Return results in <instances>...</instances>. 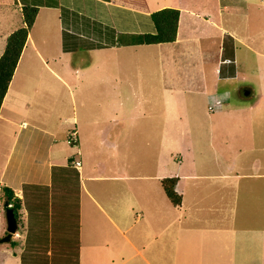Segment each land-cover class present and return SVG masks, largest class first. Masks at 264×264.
Instances as JSON below:
<instances>
[{"label":"crops","instance_id":"crops-1","mask_svg":"<svg viewBox=\"0 0 264 264\" xmlns=\"http://www.w3.org/2000/svg\"><path fill=\"white\" fill-rule=\"evenodd\" d=\"M161 1L0 0V54L7 35L23 23L22 6L32 5L37 7L35 18L0 106V143L6 138L9 141L7 152H4V148H0V154H5V159H2L3 162L0 163V197L3 191L1 185L5 184L10 186L21 199L22 206L18 210L20 221L17 219L19 228L17 227L16 231L18 234L19 231L21 232L23 239H15V244L18 243L21 248L18 253L19 256L25 244L30 219L39 220L37 222L42 221V225L39 227L47 229L50 234L52 229L50 225L51 218L56 216L58 217L56 228L58 227L61 235L64 233L65 237H67L69 233L73 234L74 230L77 229L79 241L77 259L78 264H82V249L84 247L82 207L86 203L90 208L87 211L91 212V226L89 231L85 233L87 240H89L90 250L97 248V242L108 241L107 232L109 229H115L124 235L136 221L142 219L139 233L144 235V239L141 236L142 241H144L150 239V237H162L163 232L169 229L173 220H176L177 224L168 231L169 237L166 236L158 242L159 248L164 249L167 245L172 244L177 253L174 263L203 264L204 249L209 248L210 252H212L210 259L213 264H264V227L259 228L257 224L255 225L256 211L252 210L260 207L257 203L262 201L255 200L253 205L247 207V209L251 208L250 217L243 219L245 221L243 224V217L240 214H236L235 211L236 208L240 209L239 192L242 190V187L235 185L238 177V174L235 173L242 169L238 167L237 163L234 164V167L230 166L228 162L221 164V162H225L221 159L225 156L222 150L219 153L217 150L214 152L213 160L218 162V166L208 172L198 167L194 173L183 175L181 172H175L164 175V177L177 176L175 187L181 193L182 198L178 207L168 204L163 206L164 210L162 212L157 206L159 202H163V199L156 198L159 193L156 195L155 190H153V194L147 193L150 191L149 186L153 189L154 185L146 186L145 182L151 177H160L161 180L163 176L156 172L157 170L154 174L138 168L123 171H104L106 169L104 167L99 170L100 161L93 165L90 162L89 167H85L82 160L76 155H81L82 149L86 145L88 150L91 149V146L88 145H94V150L101 152L111 151L112 148L116 152L117 147L118 152H120V145L115 146L110 140H107L105 127L101 131L96 128L92 129L93 125L88 127L87 134L81 132V137L76 129V140L70 142L67 132L71 131V127L77 124L76 118L73 116L69 119L70 116L62 114L66 99L60 95L62 91H70L69 93L73 94V90L71 88L67 90L39 88L40 90H37V81L41 79L43 68H46L50 74L55 75V79L62 82L63 85H70L57 69L50 66L52 60L54 62L56 60L52 57L48 59L49 55L46 53H49V51L58 52V63L63 67V64L69 63L67 53L71 52V48L75 49L78 45H85V50L100 56L83 62L85 66L80 68H73L72 70L67 68V71L64 70V72L73 73L74 76L71 77H74L75 83L79 84L80 87L81 84L85 85L82 79L86 81L88 87L80 89L83 92L82 95L95 97L92 102H88L86 99L84 107L80 110L85 112V116L90 119V122L95 123L97 122L96 117H100V114H96V112L99 111L102 114L104 110L111 106V110H115L119 117L117 124H121L117 132L118 141H130L126 137V134H128L126 126L128 117L122 115V111H126L124 105L126 103L124 99H119V96L124 93L121 86L124 83L127 85V82H123V80L129 81V75L132 76V73L128 71L129 69L126 70L125 62L119 56L124 54L126 48L143 51V45L170 43L147 44L132 42V40L137 37L138 33L154 30V25L150 18L151 11L164 6H173L179 8L180 13L176 39L172 42H180L184 38L202 40V38L204 39L202 35L206 38H219L218 46L222 57L217 60L215 70L211 76L213 82L208 84V77L205 78L206 88L202 92L209 102L208 105H212L211 108L221 110L226 112V114L233 110L241 109L243 106L233 107L229 105V102H227L229 101V96L227 97L228 93H226L229 83L232 82L229 80L234 79L236 76L235 47H237L236 43L238 38H240L235 30L227 27L225 24L226 18H223L224 15H230L228 13H232L230 12L232 10H226L228 9V6H225L226 3L221 4L217 0V18L215 19L209 15L202 16V12H199L198 9L203 0H190V4L184 2V0H163L162 3ZM211 8H214V6H205L203 12L209 11ZM207 30H213V32L206 35ZM227 32L231 34V38H227L228 36L225 35ZM68 36H73L74 38L70 40ZM224 37L228 42V44H225L226 47L224 46ZM69 41L76 42L71 45L70 43L67 44ZM229 46H231V49L227 50ZM110 48H115V51L120 54L117 58L114 57L115 60L112 63L110 62V57L104 54L106 49L109 50ZM193 48H190L192 54L194 52ZM171 55L173 56L172 50ZM178 63L175 58L174 64L176 67H179ZM25 65L26 68L20 72V67ZM193 65L192 61L188 64L191 70L195 69ZM87 66L93 67L91 73H88L87 69L89 67ZM197 68L200 69L199 67ZM18 72L23 76L19 78L20 81L15 86L13 85L14 79ZM115 80H118L119 83L117 82L116 85H113L112 83ZM99 84L101 87H96ZM80 87L77 89L79 90ZM118 87L119 89L115 90ZM242 87L239 86L236 89L240 91ZM244 87H248L250 90V94L248 93L247 96L256 95L253 86ZM190 88H194L191 83ZM135 91L133 90V93ZM261 92L264 93V91ZM72 94H70V98L73 100L74 95ZM110 94L112 96L115 94L116 98L113 97L111 100H107V97L111 96ZM36 95H52L54 97L53 104L57 105H54L51 111H54L56 114L53 116H58V118L60 114L63 115L62 121H60L63 125L60 128L56 127L54 122H48L47 118L51 117V114L48 113V104L40 110L41 112L36 113L37 115H34L35 113L31 111L32 104L47 103V100L44 99H39L40 101L35 102L33 98ZM115 103L117 104L114 105ZM253 108L252 106L249 108L252 116H257V112L263 111L262 107H260L261 109L258 107ZM74 110L75 108L73 112ZM18 116H21V118L30 116L31 120L27 121L22 118L21 122L18 123L16 120ZM144 138L145 135L139 137L141 142L144 141ZM87 139L92 141H88L86 145L83 144ZM221 139L224 140L225 138L222 137ZM87 154V157H89L90 151H87ZM204 156L207 159L211 157V155L207 154ZM74 160H79L80 165L76 166ZM252 160L253 167L254 163L257 166V159L254 158ZM205 161L202 157L201 163L205 164ZM227 165L229 166L225 167ZM84 171H86V174ZM252 171L256 172V174H261V176L264 175V173L258 172L255 168ZM118 176L126 179H140L142 182L129 184L123 188L113 186V180L120 178ZM181 177L185 178L189 183L188 185L184 184L182 188L179 186ZM195 177H200L202 180L194 182L188 180ZM85 179H93L96 181L95 183L100 185L90 184ZM107 180H109V184H106ZM43 187H46L47 195L44 194ZM118 188H121V191L126 190L137 194L141 206H138L140 212L133 220L122 218L121 221L120 217L113 218L106 214L105 205L112 201L114 189ZM50 192L58 194L57 200L50 196ZM226 193L233 196V199L226 198ZM45 196H47V199ZM252 196L256 199L259 197L257 194ZM3 197H5L4 192ZM5 199L8 198L5 197ZM121 199H124V195L121 196ZM231 204L233 206H230ZM226 205L231 207L232 213L230 210L226 212ZM67 209H69V213ZM173 210H175L174 213H172ZM67 213L68 218L66 221L64 223L58 222ZM171 213L170 219L169 215ZM118 215L120 216V213ZM69 217L71 218L69 219ZM124 237L127 238L129 245L121 247L120 252L123 254L124 251L130 250L143 253L141 246L151 243L138 246L127 235ZM208 241L210 245L207 246ZM158 245L155 244V246ZM124 255L125 258L119 260L120 262L118 263L125 262V259L131 257L133 253ZM210 259L204 264H209ZM111 261L114 262V259ZM142 264H151L145 254Z\"/></svg>","mask_w":264,"mask_h":264},{"label":"rangeland","instance_id":"rangeland-1","mask_svg":"<svg viewBox=\"0 0 264 264\" xmlns=\"http://www.w3.org/2000/svg\"><path fill=\"white\" fill-rule=\"evenodd\" d=\"M162 2L163 0L161 3ZM184 2L190 4L189 2L191 1L184 0ZM219 2H221V4L226 3L225 6H228L226 10H232L230 11L232 13H228L230 15H224L223 18H226L225 24L227 27L235 30L238 37H240L236 43L237 47H235L236 76L234 79L229 80L232 82L229 83L226 93H228L227 97L229 96V101H227L229 105L233 107L243 106L241 109H237L236 111L233 110L226 114V112L211 108L212 105H208L209 102L202 93L206 88L205 78L208 77V84L213 82L211 76L215 70L217 60H219V57L221 59L222 54L218 46L219 38H206L203 35L202 37H204V39L202 38V40H198V38H184L176 43L170 42L161 43L159 45H143V51L126 48V53L124 52L123 55L115 51L116 47L114 49H106L104 54L110 57L111 63L115 60L114 57L117 58L120 55L119 57L125 62L124 65L126 66V70L129 69L128 71L132 73V76L129 75V81L123 80V82H127L128 86L125 83L121 86L124 93L119 96V99H124L126 103L124 104L126 111L120 113H122L124 117L125 115L128 117L126 120L128 130L126 137L129 138L130 141H118L117 132L121 124H117L119 117L115 110H111V106L104 110L102 114L99 111L96 112V114H100V117H96L97 122L95 123L90 122V119L85 116V112L80 110L84 107L86 99L88 102H92L95 97L82 95L83 92H81L80 89L88 87L86 81L82 79L85 85L81 84L80 87L79 84L75 83L74 77H71L74 76L73 73L64 72V70L67 71V68H71V70L73 68H80L81 66H85L83 62L89 61L90 58L100 56L92 54L89 50H85V45H78L75 49L71 48V52L67 53L69 63L64 65L60 61L63 67L58 63V52L49 51V53H46L49 55L48 59L52 57L56 60V62L52 60L50 66L57 69L70 85H63L62 82L55 79V75L50 74L46 68H43L41 79L37 81V90L57 88L67 90L71 88L73 94L69 93L70 91H62L60 95L62 98L66 99L62 114L70 116L69 119L75 116L77 123L75 126L71 127L73 130L67 133L78 130L79 136L81 137V132L87 134L90 125H93L92 129L96 128L101 131L102 128L105 127L107 140H110L115 146H118V144L120 145V152H118V147L116 152H114L113 148L111 151L106 152L95 151L94 145H88L91 146V149L88 150L86 143L92 140L87 139L86 142L83 143L86 146L84 147L85 149H82L81 155H76V157L82 160L85 167H89L90 162L91 165H93L100 161L98 166L99 170L104 167L106 168L104 171H123L138 168L139 170L142 169L151 174H154L157 170L156 172H159L163 177L164 175L175 172H181V174L184 175L191 172L194 173L198 167L200 169H205L206 172L212 170V168L218 166V162L213 160V154L216 150L218 153L222 150L225 156L221 159L225 162H221V164H226V162H228L230 166L232 165V167H234V164L237 163L238 167L242 169L235 173L238 174L235 185L242 187L241 192H239L240 209L236 208V214H240V216L243 217V221V219L250 217L251 208L247 209V207L253 205L255 200L262 201L261 203H257L260 207L252 209L256 211L255 225L257 224L258 227L261 228L264 227V175L261 176V174H256V172L252 170L255 168L258 172L264 173V93L261 92L264 91V0H219ZM211 5H213L214 8L203 12L205 6ZM216 8L217 0H203L198 10L202 12V16L209 15L216 19ZM212 32L213 30H207L205 34L207 35ZM225 35L228 36L227 38L232 37L228 32ZM68 37L70 40L74 38L73 36ZM225 37L224 46L228 44ZM75 42L76 41H69L67 44L70 43L72 45ZM53 44L56 45L55 42H53ZM190 48H193V54ZM229 49H231V46H229L227 50ZM171 50L173 51V56L171 55ZM175 58L177 62H179V67H176L174 64ZM190 61L194 64L193 67H195V69L193 70L188 66ZM87 67H89L87 69L88 73H91L93 67ZM25 68L26 65L20 67L19 71L21 72ZM20 72L15 76L13 84L15 86L19 83V78L23 76ZM117 82L118 80H115L112 84L116 85ZM190 83L194 88H190ZM248 85L253 86L256 92L255 96H247L248 94H242L241 90L238 91V89H236L239 86L244 87ZM78 87H80L79 90L77 89ZM96 87H101V85H96ZM118 89L119 87L115 90ZM133 90H136L135 93H133ZM70 94L74 95L73 100L70 98ZM110 95L111 96L107 97V100H111L113 97L116 98L115 94L114 96H112V94ZM33 99L35 102L40 101L39 99L47 100L46 104H32L31 111L35 113L34 115H37L36 113L45 108L48 104V113L51 114V117L46 116L50 117L49 119L47 118L48 122H54L56 127L59 128L63 125L60 122L62 121L63 115L60 114L58 118V116H53L56 113L51 111L52 107L57 105L53 104L54 97L52 95H36ZM99 99H101V97H99ZM116 104L117 103L114 105ZM250 106L254 108L262 107L263 111L257 112V116H252L251 109H249ZM74 108L75 110L73 112ZM22 118H25L27 121L31 120L30 116ZM22 118L21 116L16 117L17 122H21ZM15 126H17V124H15ZM142 135H145V138L144 141L141 142L139 137ZM222 137L225 139L222 140ZM8 147L9 141L8 138H6L1 141L0 148H4V152H7ZM87 151H90L89 157H87ZM205 154L211 155L210 159H207L204 156ZM202 157L206 160L205 164L201 163ZM254 158L257 159L258 165L256 166L254 163L253 167L251 162ZM2 159H5V154H0V163L3 162ZM196 162L198 163L197 165ZM84 172L86 174V171ZM118 177L120 178L113 180V186H120L123 188L129 184L132 185L139 181L142 182L140 179H126L122 176ZM188 180L194 182L202 180V178L195 177L194 179L189 178ZM86 182L93 185H100L99 183H95L96 181L93 179H87ZM145 182L147 184L146 186L150 184L154 185V188L152 186L153 189L149 186L150 191L147 193L153 194V190H155L156 195L159 193L156 198L163 199V202H159L157 206L162 212L164 210L163 206L173 204L164 192L160 177H151ZM109 183V180H107L106 184ZM184 184L188 185L189 183L185 178L181 177L179 186L182 188ZM262 186L263 188H261ZM42 189L44 194L47 195L46 187ZM114 191L112 201H109L107 204L105 203L104 209L106 214L113 218L120 217L121 221L122 218H130L131 220L136 218L140 212L138 206H141L137 194L127 192L126 190L121 191V188L114 189ZM253 194L259 195L258 199L252 196ZM57 195L58 194L50 192V196L55 200H57ZM120 195H124V199H121ZM117 196L119 197L118 199ZM227 197H229L230 200L233 199V196H230L229 193H226V198ZM4 198L2 191L0 197V225L2 223L0 226V236L4 235L7 231L4 212L5 207L3 204ZM45 198L47 199V196H45ZM174 206L178 207V205ZM230 206L233 205L231 204ZM230 206H225L226 212H228V210L231 211ZM82 209L84 246L82 249V264H142L144 254L149 258L151 264H176L174 261L177 257V253L172 247V244L167 245L165 249L159 248L158 245L159 241L163 240L166 236L169 237L168 231L177 224L176 220H173L169 229L163 232L162 237H150V239L144 241H142V238H145L144 235L139 233L142 219L136 221L132 228L124 235L120 234L115 229H109L107 232L108 241L97 242V248L95 247L90 250L89 240H87L85 233L89 231L91 226V212L87 211V209L90 208L86 203H84ZM174 211L175 210H173L172 213H174ZM67 212L69 213V209H67ZM68 213L58 220V222L64 223L68 218ZM119 213L120 216L118 215ZM172 213L169 215L170 219ZM70 218L71 217H69V219ZM244 223L245 221H243V224ZM125 235H127L132 242L137 243L138 246L145 243L148 244L149 242L151 243L146 246H141L143 253H137L135 250L124 251L126 255L132 253L133 255L125 259V262L118 263L120 262L119 260L125 258V255L120 252L121 247L129 245L126 240L127 238L124 237ZM17 238L23 239V235L20 231L19 234L17 231L12 233V237L9 241L0 243V264H20V256L18 253L21 248L18 243L15 245L10 243L11 240ZM155 244L158 246H155ZM208 245H210L209 241L207 242V246ZM211 254L212 252H210L209 248L204 249L203 264L210 259ZM112 259H114V262L111 261ZM210 261L209 264H213V262Z\"/></svg>","mask_w":264,"mask_h":264},{"label":"trees","instance_id":"trees-1","mask_svg":"<svg viewBox=\"0 0 264 264\" xmlns=\"http://www.w3.org/2000/svg\"><path fill=\"white\" fill-rule=\"evenodd\" d=\"M36 12L37 7L23 5L22 25L12 30L6 37L0 54V106ZM179 13V8L173 6H164L151 11L150 18L153 22L154 30L138 33L132 42L150 44L174 41L177 35ZM176 182L177 176L161 178V184L169 200L174 205H180L182 196L175 188ZM1 188L14 209L18 221H20L18 214V210L22 206L20 197L8 185L2 184ZM57 219L58 217L56 216L51 218L50 225L52 229L50 234L47 229L39 227L42 225L41 220V222H37L39 220L30 219L25 244L20 253V264H78V231L77 229L74 230L73 234L69 233L67 237H65L64 233L61 235L58 227L56 228ZM10 243L15 244L16 241L11 240ZM48 250L50 251L48 252Z\"/></svg>","mask_w":264,"mask_h":264},{"label":"water","instance_id":"water-1","mask_svg":"<svg viewBox=\"0 0 264 264\" xmlns=\"http://www.w3.org/2000/svg\"><path fill=\"white\" fill-rule=\"evenodd\" d=\"M250 92L248 87H242L241 93L248 94ZM5 206V217H6V233L0 236V243L7 242L11 239L12 233L17 230L18 221L14 209L9 204L8 199H5L3 202Z\"/></svg>","mask_w":264,"mask_h":264},{"label":"built area","instance_id":"built-area-1","mask_svg":"<svg viewBox=\"0 0 264 264\" xmlns=\"http://www.w3.org/2000/svg\"><path fill=\"white\" fill-rule=\"evenodd\" d=\"M73 130V129H72ZM76 131H73L72 133H68V135H69V138H68V140L70 141V142H73V141H75L76 140ZM74 164L76 165V166H78V165H80V161L79 160H74Z\"/></svg>","mask_w":264,"mask_h":264},{"label":"clouds","instance_id":"clouds-1","mask_svg":"<svg viewBox=\"0 0 264 264\" xmlns=\"http://www.w3.org/2000/svg\"><path fill=\"white\" fill-rule=\"evenodd\" d=\"M11 205V204H10Z\"/></svg>","mask_w":264,"mask_h":264}]
</instances>
